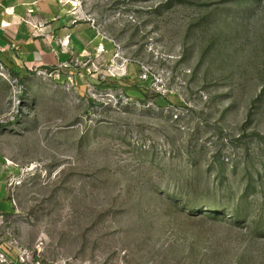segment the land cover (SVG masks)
Returning a JSON list of instances; mask_svg holds the SVG:
<instances>
[{
  "label": "rangeland",
  "instance_id": "obj_1",
  "mask_svg": "<svg viewBox=\"0 0 264 264\" xmlns=\"http://www.w3.org/2000/svg\"><path fill=\"white\" fill-rule=\"evenodd\" d=\"M62 1L98 44L0 60V264H264V0Z\"/></svg>",
  "mask_w": 264,
  "mask_h": 264
},
{
  "label": "crops",
  "instance_id": "obj_2",
  "mask_svg": "<svg viewBox=\"0 0 264 264\" xmlns=\"http://www.w3.org/2000/svg\"><path fill=\"white\" fill-rule=\"evenodd\" d=\"M94 44L93 27L76 20L62 0H0V60L11 66L47 67L87 53ZM5 198L0 186V199Z\"/></svg>",
  "mask_w": 264,
  "mask_h": 264
},
{
  "label": "trees",
  "instance_id": "obj_3",
  "mask_svg": "<svg viewBox=\"0 0 264 264\" xmlns=\"http://www.w3.org/2000/svg\"><path fill=\"white\" fill-rule=\"evenodd\" d=\"M18 74V73H17Z\"/></svg>",
  "mask_w": 264,
  "mask_h": 264
}]
</instances>
